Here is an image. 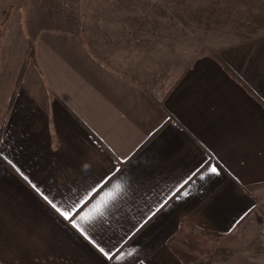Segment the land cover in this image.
Returning <instances> with one entry per match:
<instances>
[{"label":"crops","instance_id":"0c3cea01","mask_svg":"<svg viewBox=\"0 0 264 264\" xmlns=\"http://www.w3.org/2000/svg\"><path fill=\"white\" fill-rule=\"evenodd\" d=\"M93 3L0 0V264H264L263 19Z\"/></svg>","mask_w":264,"mask_h":264},{"label":"rangeland","instance_id":"374dc122","mask_svg":"<svg viewBox=\"0 0 264 264\" xmlns=\"http://www.w3.org/2000/svg\"><path fill=\"white\" fill-rule=\"evenodd\" d=\"M93 1L95 0H87V2L86 0H83L84 16L93 5L97 4L93 3ZM86 4H88L87 10ZM102 4L103 3H101V5ZM57 5L59 6L58 3ZM73 5L75 6V9H80V2L73 3ZM119 5L120 7H116V9H120L122 13L127 10H135L137 16L136 19L138 21L143 20V14H140L142 11H155L158 9V11L168 10L170 13L167 12V14L169 15L170 20H180L184 18L183 20L186 24H196L197 26L198 24L199 26H204V24L199 22L200 20H205L204 23H208V21L211 20L212 25H214L213 20H218L222 17V13L226 12H239L236 14L237 18L238 16L240 17L242 13H251L255 17L260 18V20L258 18H247L243 16V21L260 22L263 19L264 22V0H120ZM80 12L81 11L79 10L74 14L79 17ZM58 14H60L59 11ZM122 15L126 16L127 14L125 13ZM233 18L236 19L234 15ZM79 19L80 17L78 18V21ZM153 20H160V18L154 17ZM239 20L242 19L239 18ZM14 62H18V56L15 58ZM18 68L19 64L17 65L16 63L9 67L11 71ZM262 248L264 249V247Z\"/></svg>","mask_w":264,"mask_h":264},{"label":"snow or ice","instance_id":"6c2138e0","mask_svg":"<svg viewBox=\"0 0 264 264\" xmlns=\"http://www.w3.org/2000/svg\"><path fill=\"white\" fill-rule=\"evenodd\" d=\"M0 155H2V150H0ZM209 171L211 173H216L217 169L215 167H211L209 169ZM33 187L35 188L36 186L33 185ZM185 195H187V193H184ZM43 198L50 204V206L56 210L61 216L64 217V219L69 220V221H74L75 220V216L70 215L69 212H61L60 209L57 207L56 203L54 202V200H50L49 197L47 195L42 194ZM77 203H79V201H77ZM167 201L162 202L159 207L156 209V211H159L160 209L164 208L166 205ZM98 210V209H97ZM78 214V213H77ZM75 226V225H74ZM98 247V251H100V253L108 260V261H112L114 259L118 260L120 257L114 256L112 254L111 251H105V249L103 247H100L99 245H97Z\"/></svg>","mask_w":264,"mask_h":264},{"label":"trees","instance_id":"16d2710c","mask_svg":"<svg viewBox=\"0 0 264 264\" xmlns=\"http://www.w3.org/2000/svg\"><path fill=\"white\" fill-rule=\"evenodd\" d=\"M33 54H34V44H33V43H30L29 57L33 56ZM22 75H23V72L21 73V75H20V77H19L18 85H19V83H20L21 80H22V77H23ZM18 85H17V86H18ZM17 88H18V87H16L14 93L17 92ZM247 220H248V216L246 215V217H244V218L238 223V225H239V224L241 225V224L245 223ZM204 264H214V263H213V261H211V260H206V261L204 262Z\"/></svg>","mask_w":264,"mask_h":264},{"label":"built area","instance_id":"2783aa9c","mask_svg":"<svg viewBox=\"0 0 264 264\" xmlns=\"http://www.w3.org/2000/svg\"><path fill=\"white\" fill-rule=\"evenodd\" d=\"M259 232L264 236V220L260 223Z\"/></svg>","mask_w":264,"mask_h":264}]
</instances>
